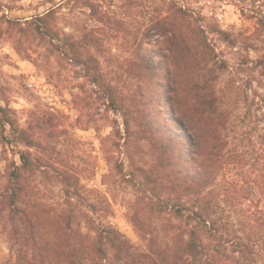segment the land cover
I'll use <instances>...</instances> for the list:
<instances>
[{
    "label": "rangeland",
    "instance_id": "obj_1",
    "mask_svg": "<svg viewBox=\"0 0 264 264\" xmlns=\"http://www.w3.org/2000/svg\"><path fill=\"white\" fill-rule=\"evenodd\" d=\"M49 1L0 0V107L13 110L36 145L5 152L0 138L1 168L30 150L46 173L79 176L93 200L100 193L111 202L108 222L139 244L130 216L158 225L143 199L146 179L169 171L148 134L153 128L161 141L171 130L163 125L176 115L164 97L192 120L197 100L215 93L230 118L224 169L208 191L236 222L264 206V0H90L95 9L87 0ZM53 6L55 41L37 21ZM154 54L167 65L159 72L147 67ZM38 185L47 201L60 199V186L44 178ZM9 229L0 220V264L16 262Z\"/></svg>",
    "mask_w": 264,
    "mask_h": 264
},
{
    "label": "trees",
    "instance_id": "obj_2",
    "mask_svg": "<svg viewBox=\"0 0 264 264\" xmlns=\"http://www.w3.org/2000/svg\"><path fill=\"white\" fill-rule=\"evenodd\" d=\"M84 2L85 7L95 9L90 0ZM58 8L53 6L37 18L38 29L53 41L57 30L51 19L56 18ZM259 22L264 27V18ZM182 41L186 46L190 43L184 35ZM155 54L148 58L147 67L159 72L167 65L159 63ZM76 60L89 69L83 55ZM169 96L164 99L176 116L171 126L163 125L171 128L164 132L166 140L158 141L153 128L148 131L162 151L159 168H169L167 178L146 179L150 189L143 199L149 200L158 225L138 212L132 214L140 243L131 241L108 222L112 215L108 198L99 193L93 200L90 195L95 191L86 190L79 176L56 170L46 173L41 158L30 150L20 151L19 161L7 159V165L0 166V220L10 225L14 264H264V206H250L243 211V220L236 222L233 209L223 206L213 190L208 191L224 169L229 115L215 93L197 100L192 120L177 115ZM162 100L156 101L160 112ZM0 138L5 152L20 143L36 146L9 107H0ZM41 178L61 187L60 199L54 203L45 199L38 185Z\"/></svg>",
    "mask_w": 264,
    "mask_h": 264
}]
</instances>
